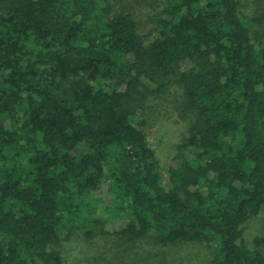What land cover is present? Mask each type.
I'll return each mask as SVG.
<instances>
[{"label":"trees","instance_id":"1","mask_svg":"<svg viewBox=\"0 0 264 264\" xmlns=\"http://www.w3.org/2000/svg\"><path fill=\"white\" fill-rule=\"evenodd\" d=\"M157 2L145 32L142 6L0 0V264H65L75 238L135 264L194 246L264 264V232L244 242L264 211V0ZM159 103L187 127L166 181Z\"/></svg>","mask_w":264,"mask_h":264},{"label":"rangeland","instance_id":"2","mask_svg":"<svg viewBox=\"0 0 264 264\" xmlns=\"http://www.w3.org/2000/svg\"><path fill=\"white\" fill-rule=\"evenodd\" d=\"M114 0V4H128L134 11H140L139 7L146 8L145 15L140 16L137 13V19L140 22L142 31H149L153 24L150 19L154 18V12L157 10V0ZM132 4V5H131ZM159 4V3H158ZM252 7V6H251ZM148 14L149 16H146ZM154 109L146 114L148 127L145 129L148 140L155 150L160 162L161 171L165 181L167 180V170L175 165L177 159L181 157L179 145L187 135L186 124L181 121L177 115L172 112L164 103L153 106ZM191 151L187 152L189 157ZM104 198L102 209L110 205V200L105 189L100 193ZM104 217L108 218V213L102 211ZM125 223L121 219L108 218L107 228L110 231L118 230ZM264 232V211L252 219L244 232V242L247 246L252 245L253 241ZM63 256L65 264H135L134 255L123 256L122 248L114 242V239L104 240L98 238L92 241L75 238L63 246ZM174 264H210L208 254L201 246L185 247L172 252ZM134 254V252H133ZM173 260V259H172Z\"/></svg>","mask_w":264,"mask_h":264}]
</instances>
